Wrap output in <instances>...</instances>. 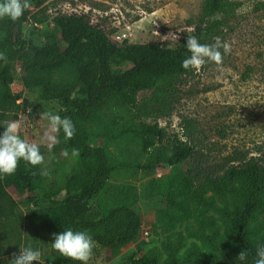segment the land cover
<instances>
[{
	"label": "trees",
	"instance_id": "obj_1",
	"mask_svg": "<svg viewBox=\"0 0 264 264\" xmlns=\"http://www.w3.org/2000/svg\"><path fill=\"white\" fill-rule=\"evenodd\" d=\"M49 1L29 0V8L15 22L7 17L0 19V50L4 57L0 60V125L18 119L19 101L23 97L12 86L17 66L21 65L23 86L38 95L39 107L50 111L63 108L58 114L71 118L76 132L71 139L64 137L63 144L69 152L78 150L79 164L66 179L64 188L49 194L43 191L42 164L33 167L21 160L15 174L0 179V222L13 223L17 219L18 204L9 193L13 188L37 206L28 213L27 220L42 232L48 243L45 264H80L61 257L51 247L53 234L66 228L87 231L95 240L89 264H99L102 250L116 251L136 241L141 231V215L126 203L109 206L102 194L116 172L153 170L160 161L143 165L111 164L109 153L104 146L95 144L88 129V124L109 118L98 133L100 138L117 141L130 135L155 137L160 142L159 155L168 165L179 167L192 163L183 176L184 184L190 189L211 188L225 198L226 189L240 182L244 194L242 206L225 212L229 234L224 241L213 245L206 264H255L257 247L264 245V237L250 239L249 225L264 205V153L250 158L236 153L222 164H211L190 138L179 134L171 137L166 126L160 124V120L171 117L179 102L182 78L195 71L181 67L183 59L190 55L185 47L188 35L175 48H164L158 43L135 44L126 39L116 43L103 29L93 25L87 15L59 13L52 20L59 36L47 25L37 34L41 42L38 45L35 38L26 39L23 30L31 19L39 24L45 22L46 18H38V12ZM31 8L37 11L31 12L34 11ZM227 8L226 0H205L193 25L195 30L189 35H195L202 44H215L217 38L223 44L230 20ZM220 14L225 15L216 18ZM116 64H128L131 68L116 74L113 69ZM62 67L72 72L75 80L57 78L55 71ZM125 120L132 124L123 126ZM191 121L183 120L181 130H188ZM40 151L45 154L43 146ZM63 190L64 195H60ZM22 219L21 215L19 221ZM241 251L246 253L244 261L238 259ZM18 255L0 259V264H12ZM126 264L159 263L132 255ZM167 264H182L176 251H171Z\"/></svg>",
	"mask_w": 264,
	"mask_h": 264
},
{
	"label": "rangeland",
	"instance_id": "obj_2",
	"mask_svg": "<svg viewBox=\"0 0 264 264\" xmlns=\"http://www.w3.org/2000/svg\"><path fill=\"white\" fill-rule=\"evenodd\" d=\"M204 1L50 0L45 9L38 12V18H46L45 22L39 24L31 19L24 26L23 36L28 40L35 38L39 45L37 34L47 25L59 36L52 22L56 15L77 13L87 15L113 42L121 43L117 37L127 35L130 43H158L164 48H175L195 30L193 25ZM226 2L230 20L224 42L230 45L231 51L222 55L219 64L208 61L183 77L179 102L171 117L160 121L171 137L179 134L190 138L211 164H222L225 158L236 153L248 158L264 153V0ZM61 47L66 48L63 41ZM221 50L223 53V48ZM130 68L128 64L113 66L116 74ZM55 72L59 79L75 80L66 67ZM22 76V67L18 65L12 89L23 97L19 102L18 119L23 122L20 135L45 148L42 169L48 174L44 175L43 191L54 193L64 188L68 176L78 168V157H72V152L65 149L62 131L53 133L57 143L49 152L44 135L50 130L49 122L41 119L40 114L50 110L39 107L38 95L24 88ZM109 120L92 122L88 129L94 135L95 144L104 146L109 153L111 164L160 163L153 170L125 169L112 175L102 194L105 202L109 206L128 204L142 217L141 231L136 241L122 249L102 250L98 263L126 264L134 255L167 264L174 250L182 264H206L213 245L224 241L229 234L230 224L225 212L242 206L241 183L228 187L225 198L211 188L190 189L184 184L183 176L192 167L191 162L179 167L168 165L159 155L160 142L153 136L130 135L117 141L100 138L98 133ZM183 120H192L188 130H181ZM131 124L130 120L122 123L126 127ZM64 151L69 153L67 157L62 155ZM9 193L18 204L17 219L13 223L0 222V259L20 254L19 245L31 241L33 248L41 252L39 262L45 264L48 243L42 232L27 220L28 213L37 206L30 203L28 197L19 196L13 188ZM21 215L22 222L19 221ZM249 232L253 241L264 237V205L251 220Z\"/></svg>",
	"mask_w": 264,
	"mask_h": 264
},
{
	"label": "clouds",
	"instance_id": "obj_3",
	"mask_svg": "<svg viewBox=\"0 0 264 264\" xmlns=\"http://www.w3.org/2000/svg\"><path fill=\"white\" fill-rule=\"evenodd\" d=\"M29 6V0H0V19L7 17L15 22ZM185 47L190 53L181 63V67L185 70H199L208 61L219 64L222 55H227L231 51L230 45L227 42L221 44L219 38H217L215 44L208 45L200 43L195 35L187 36ZM221 47L223 53L220 51ZM0 59H4L2 53H0ZM58 111H63V108H58L57 111H45L40 114L41 119H47L49 122L50 130L44 134L49 152L57 143V136L53 133L62 131L65 139L68 140L76 132L71 118L68 116L61 117ZM22 123L20 119H14L0 125L3 127V131L0 132V179L15 174L21 160L33 167L41 165L44 161L40 145L30 143L20 135ZM78 154V150H72V157H76ZM62 155L67 157L69 153L64 151ZM47 174L46 170L41 169V175ZM50 244L52 249L59 253L61 257L78 261L80 264H89L96 246V242L90 233L73 230L72 228L54 233L53 241ZM19 248L20 254L12 260V264H33L34 261L40 260L41 252L39 249L33 248L31 241L19 245ZM256 255L255 264H264V245L257 247ZM238 259L240 261L246 259L245 251L240 252Z\"/></svg>",
	"mask_w": 264,
	"mask_h": 264
},
{
	"label": "built area",
	"instance_id": "obj_4",
	"mask_svg": "<svg viewBox=\"0 0 264 264\" xmlns=\"http://www.w3.org/2000/svg\"><path fill=\"white\" fill-rule=\"evenodd\" d=\"M31 10H34V8H31ZM37 27H40L39 25H36ZM127 38V35H122V36H118L117 37V40H120V41H123V40H125ZM21 101V100H20ZM19 101V102H20ZM161 121V120H160ZM160 124H161V122H160ZM162 125V124H161Z\"/></svg>",
	"mask_w": 264,
	"mask_h": 264
}]
</instances>
